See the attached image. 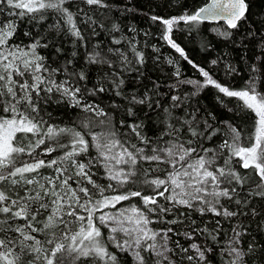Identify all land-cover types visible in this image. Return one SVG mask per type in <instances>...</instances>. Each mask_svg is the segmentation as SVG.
I'll return each mask as SVG.
<instances>
[{
  "label": "snow or ice",
  "instance_id": "snow-or-ice-1",
  "mask_svg": "<svg viewBox=\"0 0 264 264\" xmlns=\"http://www.w3.org/2000/svg\"><path fill=\"white\" fill-rule=\"evenodd\" d=\"M79 2L94 9L111 10L114 6L109 0ZM5 3L9 8L20 9L17 15L29 16L38 22L53 15L56 23L50 27L62 31L60 21H63V26L78 40L84 39L76 22L79 16H84L86 26L97 23L83 8L72 12L70 0H0V5ZM247 8L246 0H212L210 6L201 7L194 13L169 19L152 16L151 19L162 20L166 26L163 39L184 56L183 50L167 34L174 25L180 21L195 25L202 20L225 18L229 28L237 29L238 22L246 18ZM113 30H119L118 26L113 25ZM14 32L12 22L0 26V113H8L7 116L0 114V264H120V253L131 256L133 264H184L185 261L187 264H213L209 254H216L215 249L207 243L195 242V233H208L219 245L217 236L222 232L228 236L222 230L220 219H216L213 231L195 228L184 232L185 238L193 241L188 247L178 240L172 242L175 247L170 246L172 227L154 229L149 225L156 222L177 224V219L164 220V216L175 214L181 207L198 211L202 216L211 213L227 220L247 216L249 209L252 216L260 214V209L250 206L252 198L264 201V92L256 90L255 77H250L243 89L232 90L200 68L204 82L188 81L198 88L211 85L220 93L242 101V108L255 113L257 119L247 144L241 145L240 133L229 125L228 139L217 148H204L199 137L205 133L198 132L192 121H184L189 125L191 137L197 138L195 141L181 139L179 130L169 124L153 142L143 135L141 124H134L127 127L143 146L128 145L119 138L121 134L116 131L111 115L99 104L85 102L80 87L74 86L69 79H54L60 70L47 67L44 58L36 52L37 47L47 45L36 41L26 48L13 46L9 44V38ZM93 34H96L95 28ZM113 43L119 45L121 41L114 38ZM132 51L136 61L143 64V55L134 47ZM108 53L116 59L94 50L87 62L112 69L105 75L116 89H120L124 80L118 79L121 73L116 71V63H120L121 71L138 69L132 67L133 60L119 48H109ZM64 71L67 73L66 67ZM79 79H87L82 71ZM105 90L102 78L99 86H93L87 92L89 96H95ZM55 94L60 97L57 103L67 101L70 107L90 115L80 119L78 127L48 124L40 115V102L43 100L47 104ZM116 94L122 95L120 91ZM172 100L178 102L180 98L173 96ZM130 103H148L151 107L147 93L143 98L133 95ZM165 112L170 115L168 109ZM128 114L134 115L132 108L128 109ZM48 115L50 118L51 114ZM120 124L124 126V121ZM96 128L100 131H94ZM87 136L91 137V142ZM40 145H45L44 155L57 150L61 155L40 159L36 152ZM92 148L96 156L91 155ZM117 148L119 151L114 152ZM25 156L31 160H24ZM221 159L222 164L218 163ZM100 164L105 168L107 179L114 181L115 186L111 182L100 185L93 179L92 168ZM145 164L149 166L144 167ZM234 164L245 172H239ZM118 165L120 167H116ZM41 169L52 172L45 175ZM126 185H132L135 190L129 188L121 194L104 195L106 190L116 191V187L125 188ZM145 189L152 194H144ZM133 197L140 199L142 208L133 204L127 209H117L115 213L103 211L114 209L121 201ZM158 197L163 198L164 203ZM230 204L235 205V210L228 207ZM97 212L101 214L96 216ZM77 222L79 230L71 231L70 225ZM102 228L108 229L106 239ZM239 228V223L231 228L232 235L220 248L219 255L227 257V264H248L250 254L256 251L255 237L246 249L242 246L247 230L240 231ZM41 234L44 239L40 238ZM176 249L183 254L179 261ZM261 253L264 255V248Z\"/></svg>",
  "mask_w": 264,
  "mask_h": 264
},
{
  "label": "trees",
  "instance_id": "trees-1",
  "mask_svg": "<svg viewBox=\"0 0 264 264\" xmlns=\"http://www.w3.org/2000/svg\"><path fill=\"white\" fill-rule=\"evenodd\" d=\"M109 2L114 5L111 10L94 9L92 6L80 3L79 0H70L72 12L83 8L97 21L95 25L86 26L83 23V15L77 18V26L82 32L83 40L72 36L67 27L63 26V21H60L62 31L58 32L51 28L50 25L56 23L55 17L51 14L43 21L38 22L31 20L29 16L17 15L21 10L9 8L6 3L0 5V24L5 25L8 22L14 24V35L9 38V44L13 46L20 45L26 48L36 41H39L40 45H47V47H37L36 52L44 58L47 67L60 70L55 74L54 79L56 81L69 79L74 86L80 87L85 102L97 103L111 115L116 131L121 134L119 138L126 141L128 145L143 146L131 128L127 127V125L134 124H141V132L153 142L165 132L169 124L179 130L178 134L181 139L191 138L195 141L197 138L191 137L188 132L189 125L184 121H192L193 127L198 132L205 133L204 136L199 137L204 148H217L225 139H228L229 125L240 133L241 145L247 144L257 119L255 113L242 108V101L220 93L211 85L198 88L188 81L203 83L205 78L199 71L200 68H203L214 80L232 90L243 89L250 77H255L256 90L264 92V0H246L248 5L246 18L238 22L237 29H231L223 22L207 20H202L195 25L186 24L183 21L174 25L172 31L167 34L183 50L187 59L163 39L166 34V26L162 20L153 21L151 17L169 19L194 13L206 0H109ZM113 25L118 26L119 30H113ZM93 28H95L96 34H93ZM222 33H230V35H222ZM114 38L120 40L121 43L119 45L113 43ZM133 47L143 55V64L136 61L132 51ZM109 48H119L130 60H133L132 67L138 69V71H121L120 63H116V71L121 73L118 79L124 80L120 89H116L112 81L105 75L112 69L107 65L87 62V57L94 50L102 51L109 58L115 60L116 57L108 53ZM74 52L75 55H73ZM189 60L192 63H189ZM213 60L217 63L212 64ZM69 61L71 63H68ZM65 67L67 73L64 71ZM81 71L86 75V80L79 79ZM68 73L75 75L69 76ZM43 75L47 76V73ZM102 78L106 90L98 92L95 96H89L87 90L92 89L93 86H99ZM117 91H120L122 95H117ZM146 93L150 98L151 107L148 103H130L133 95L143 98ZM173 96L179 97L180 100L174 102ZM59 99V95L55 94L47 104L43 100L40 102L42 109L40 115L48 124L78 127L79 120L85 115H90L83 113L79 108L70 107L67 101L57 103L56 101ZM129 108H132L134 115L128 114ZM165 109H168L170 115L165 112ZM49 113L51 114L50 118ZM0 114L8 115V113ZM121 120L124 121V126L120 124ZM78 130L81 129L78 128ZM94 130H99V128ZM212 133L215 134L212 135ZM209 135H211V139H208ZM86 139L91 142L90 136H87ZM44 147L45 145H40L36 149V152L40 154V159L48 160L61 155L60 150L51 153V155H44ZM90 152L92 156H95L93 148L90 149ZM224 154L227 155V150H224ZM235 159L233 157V161ZM24 160L30 161L31 158L25 156ZM218 163L222 164L223 160H219ZM148 166L144 165V167ZM233 166L239 172H245L238 165L234 164ZM152 167H156V165H152ZM41 171L45 175L52 172L51 169H41ZM92 172L95 173L93 177H98V174L102 173L100 165L93 167ZM129 188L135 190L132 185H126L118 192L124 193ZM118 192L113 195H117ZM144 194L151 195L152 193L145 189ZM157 199L164 203L163 198L158 197ZM127 202L143 207L137 197H133ZM250 206L260 209V214L252 216L249 209L247 216H238L227 220L223 217H214L211 213L202 216L198 211L181 207L176 210L175 214L164 216V220L177 219L179 221L177 224L156 222L151 226L156 229L172 227L174 233L170 234L172 235L170 246L175 247L172 242L178 240L184 247H188L191 240H187L183 235L186 231L195 228H207L209 231H213L216 228V219H220L222 230L231 236V228L239 223L240 231L247 230L242 241V246L245 249L255 237L256 251L254 254H250L248 264H264V255L261 253V249L264 248V201L258 197L252 198ZM228 207L235 210L234 204H230ZM153 219L156 217L153 216ZM71 231L76 230L72 229ZM213 234L215 233L213 232ZM228 236H224L223 232L217 236V240L220 241V244L217 245L208 236V233H195V241L201 245L207 243L215 249L216 254H209L213 264H227V257H222L219 252ZM40 238L44 239L43 234ZM110 250L115 251V249ZM176 251L178 253L176 259L179 260L183 254L179 253V249ZM119 257L120 264L132 263V257L125 253H120Z\"/></svg>",
  "mask_w": 264,
  "mask_h": 264
},
{
  "label": "rangeland",
  "instance_id": "rangeland-1",
  "mask_svg": "<svg viewBox=\"0 0 264 264\" xmlns=\"http://www.w3.org/2000/svg\"><path fill=\"white\" fill-rule=\"evenodd\" d=\"M0 26H3V25H1L0 24ZM94 131H97V132H99L100 131V129L99 130H94ZM90 139H91V137H90ZM93 151H94V155L96 156V151H95V149L93 148ZM115 151H119V148H117V149H114V152ZM116 167H120L119 165L118 166H116ZM100 168H101V170H102V173H100V174H98V177H93V179L98 183V184H100V185H104V186H106L107 184H109L110 182L111 183H113L114 184V186H115V182L114 181H109L108 179H107V176H106V172H105V168L103 167V165L102 164H100ZM75 184H73V187L75 188ZM88 187L93 191V192H95L96 190L95 189H93L92 188V186L91 185H88ZM121 188H119V187H116V191H112V190H106L105 191V193H104V195H109V196H111V195H113L115 192H118L119 190H120ZM112 193V194H111ZM122 192H118V194H121ZM97 198H99L98 196H97ZM131 205H133V204H131L130 202H120L119 204H117L116 205V208H106V209H103V211L104 212H108V213H115L116 212V210L117 209H127V208H130V206ZM101 213L100 212H97L96 213V216H99ZM130 214V213H129ZM81 215H86V213H81ZM97 223H98V221H96ZM149 227H151V228H154V227H152L151 226V224L149 225ZM70 229L72 230H76V231H78L79 230V223L77 222V223H74V224H72V225H70ZM154 229H156V228H154ZM102 232L104 233V237H105V239L107 238V236L109 235V232H108V229L107 228H102ZM193 241H191V243H192ZM196 242V241H195ZM198 243V242H197ZM179 261V260H178ZM131 264H133V261H132V263ZM184 264H187V261H185L184 262Z\"/></svg>",
  "mask_w": 264,
  "mask_h": 264
},
{
  "label": "water",
  "instance_id": "water-1",
  "mask_svg": "<svg viewBox=\"0 0 264 264\" xmlns=\"http://www.w3.org/2000/svg\"><path fill=\"white\" fill-rule=\"evenodd\" d=\"M211 3H212V0H206V2L204 4H202L200 6V8L201 7H208V6H210ZM207 21H211V22H223L225 25H228L225 18L207 19Z\"/></svg>",
  "mask_w": 264,
  "mask_h": 264
}]
</instances>
